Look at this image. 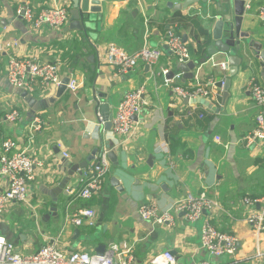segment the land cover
<instances>
[{"label": "crops", "instance_id": "obj_1", "mask_svg": "<svg viewBox=\"0 0 264 264\" xmlns=\"http://www.w3.org/2000/svg\"><path fill=\"white\" fill-rule=\"evenodd\" d=\"M26 2L37 13L66 7L70 22L60 30L32 31L17 13ZM185 3L101 0L100 13L86 18L85 34L66 32L73 22L72 0H0V42H20L0 56V154L3 143L12 139L18 142L19 150L29 151L45 165L37 170L31 184L32 208L14 205L0 219V235L22 254H34L53 240L66 252L84 250L91 254L103 253L111 244H128L135 248L137 264H148L152 256L164 251L175 253L179 264H199L211 259L201 249V228L209 219L219 231L234 234L241 242L236 260L225 258L216 263L264 264L250 259L256 237L247 223L244 205L245 198L264 200V142L250 145L245 140L256 128L260 111L248 84L256 78L264 87V62L247 51L249 59L239 55L242 62L235 76L231 66L223 72L218 64L229 59L224 54L208 55L213 44L211 23L202 2L181 10ZM262 6L264 0H255L247 7L242 31L251 34L264 51V22L258 17ZM170 32L183 39L197 63L192 80L184 75L175 78L182 71L166 46ZM110 44L130 54L148 44L163 50L164 56L155 64L140 63L126 74H118V68L108 60ZM11 57L58 64L62 79L76 78L80 88L76 94L67 90L61 97L59 88L43 86L39 81L31 93L14 89L6 78ZM165 71L174 76H164ZM168 79L185 87L195 86L197 80L213 79L216 86L209 89V100H198L192 108L188 100L173 95L166 85ZM222 79L231 81L226 102L225 87L220 91ZM140 89L145 105L133 134L118 138L112 129L107 132L98 117L97 100L110 106L113 117L125 94ZM14 109L21 117L9 124L6 116ZM37 120L44 126L32 132ZM217 136L222 138L220 142ZM102 144L110 145L108 151L115 152L118 165L110 160L102 192L84 200L79 197L82 171L70 173ZM162 144L168 146L169 155L162 151ZM114 177H123V192L113 184ZM6 186L7 180L1 178L0 193ZM188 194H206L219 208L206 212L193 225L179 215L172 230L140 218L142 205L156 203L161 210H169ZM85 208L98 213L96 226L67 223L68 215ZM261 240L264 245V236Z\"/></svg>", "mask_w": 264, "mask_h": 264}, {"label": "built area", "instance_id": "obj_2", "mask_svg": "<svg viewBox=\"0 0 264 264\" xmlns=\"http://www.w3.org/2000/svg\"><path fill=\"white\" fill-rule=\"evenodd\" d=\"M17 13L29 24L30 29L36 32L45 28L63 29L69 24L71 17L69 9L66 7H51L37 13L28 2L20 5ZM258 17L264 22V6L260 7ZM19 45V41L0 42V56L9 53ZM166 46L176 58L179 66L192 61L190 49L183 39L174 32L168 34ZM107 56L110 64L118 68V74H126L140 63L148 65L157 63L164 56V51L146 44L139 52L130 54L116 44H110L107 48ZM218 67L223 72L229 71L227 62L218 64ZM164 73V76H167L169 71ZM183 75L184 73L181 72L175 78L180 79ZM6 78L14 89L25 90L28 93L34 91V84L38 81L43 86L56 88H59L63 83L58 64L40 63L36 60L16 57L9 59ZM173 82L169 79L166 80V85L173 95L178 100H188L192 104V108L198 100H209L211 97L209 89L216 86L213 79L208 82L197 80V84L193 87H185L173 84ZM220 83V91H222L225 87V79H222ZM79 88L78 80L71 78L67 90L76 94ZM248 92L260 109L256 118V128L245 138L246 142L251 145L264 142V87L256 78H252L248 84ZM143 96L144 91L140 89L128 92L123 97L116 114L111 118L113 134L118 138L130 137L133 134L138 125L135 118L140 116L145 105ZM193 113V111H189L188 115L193 116ZM20 117V112L14 109L6 116V121L9 124H15ZM98 117L101 125L104 126L105 121L100 113H98ZM200 117L202 118L204 115H200ZM43 126V123L37 120L31 126V130L39 132ZM33 139L31 136L30 140ZM221 140V137H216L217 142ZM161 149L169 155V148L166 144H162ZM108 154L107 149L103 153L97 154L89 166L82 170L80 180L83 187L79 193L80 198L89 200L94 194L102 192L111 169ZM64 156L67 159L70 158L68 154H64ZM44 166V162L29 151L19 150L17 141L9 139L3 143L0 154V179H6L7 186L0 193V219L14 205H25L32 208L30 204L31 184L36 180L37 170ZM244 205L247 209V223L256 237L255 249L250 259L255 263H264V245L261 240L264 236V200L245 198ZM218 208L217 202L208 198L206 194L200 196L188 194L169 210H161L156 203L144 204L139 209V215L144 222L172 230L177 225L176 221L179 215H183L188 224L193 225L198 223L206 212L213 213ZM66 221L76 227H94L98 221V213L91 208L80 209L68 215ZM240 243L238 236L221 232L212 225L209 219L206 220L201 228V249L211 259L199 264H221L216 263L215 260L221 261L224 258H235L236 260L239 256ZM0 264H137V258L135 248L128 244L123 246L111 244L104 253L91 254L84 250L66 252L54 240L38 252L25 255L14 243L0 235ZM148 264H179V261L177 255H174L172 251H164L152 256Z\"/></svg>", "mask_w": 264, "mask_h": 264}, {"label": "water", "instance_id": "obj_3", "mask_svg": "<svg viewBox=\"0 0 264 264\" xmlns=\"http://www.w3.org/2000/svg\"><path fill=\"white\" fill-rule=\"evenodd\" d=\"M254 1L255 0H186V3L180 7L181 10L183 8L187 9L194 4L202 2L204 11L207 14L206 19L211 23L213 44L208 49V55H226L229 59L228 64L233 69V76L238 72L239 65L242 62V58L239 57V55H243L249 59L247 51H251V54L254 53L258 59H261L264 62V51L262 50L261 44L256 42V40L251 37V34L242 31L246 9ZM72 3L73 10L71 14L73 16V22L66 28V32L77 30L83 31L87 34V25L85 24L86 18L90 14L100 13L101 0H72ZM252 50H254V52H252ZM196 68L197 63L192 61L188 64L182 65L180 70L185 73L184 78L192 80L194 79L193 72ZM170 76L173 77L174 74H169L168 78ZM69 81V78L63 80L62 85L59 87L58 97H61L67 91ZM230 85L231 81L227 80L225 83V102L230 95ZM97 107L100 110L101 117L105 121L103 128L108 132L112 129L110 106L108 104H101V102L97 100ZM135 120L137 121V117ZM106 149H110V145L105 147L104 144H102L100 148H95L83 163L73 167L70 174L72 175L73 173L86 169L95 159V156L99 153H103ZM108 155L109 159L115 165H118L115 152L109 151ZM120 179H123V177ZM120 179L114 177L112 182L120 187L119 190L123 192L124 187L120 186ZM162 187L164 188L165 186L163 185ZM100 253L102 254V252ZM174 255L176 254L174 253Z\"/></svg>", "mask_w": 264, "mask_h": 264}, {"label": "rangeland", "instance_id": "obj_4", "mask_svg": "<svg viewBox=\"0 0 264 264\" xmlns=\"http://www.w3.org/2000/svg\"><path fill=\"white\" fill-rule=\"evenodd\" d=\"M177 68V67H176ZM225 259V258H224Z\"/></svg>", "mask_w": 264, "mask_h": 264}]
</instances>
